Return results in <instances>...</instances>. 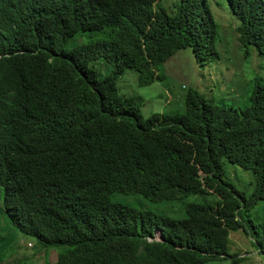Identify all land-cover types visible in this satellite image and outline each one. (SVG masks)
<instances>
[{
    "label": "trees",
    "instance_id": "16d2710c",
    "mask_svg": "<svg viewBox=\"0 0 264 264\" xmlns=\"http://www.w3.org/2000/svg\"><path fill=\"white\" fill-rule=\"evenodd\" d=\"M226 1L238 25L223 39L208 0H0L2 211L45 264H244L232 233L264 259V0ZM185 49L220 98L193 88L183 111L144 117L118 78L133 69L152 84ZM228 164L248 173L244 186ZM116 193L202 200L175 219ZM11 241L0 264H26Z\"/></svg>",
    "mask_w": 264,
    "mask_h": 264
},
{
    "label": "rangeland",
    "instance_id": "374dc122",
    "mask_svg": "<svg viewBox=\"0 0 264 264\" xmlns=\"http://www.w3.org/2000/svg\"><path fill=\"white\" fill-rule=\"evenodd\" d=\"M208 2L217 18L219 33L222 35V38L225 39L224 34H226V28H230L231 25L237 26L238 20L232 13L226 0H208ZM218 47L221 51L223 45L219 43ZM183 52H185L187 56L179 58L173 57L172 60L166 62L160 67V73L163 75V78L153 82L152 84L140 85L138 81V73L133 69L126 70L125 73L118 78L117 86L120 92L129 96H142L143 102L141 104V111L144 117L147 118L155 112H165L174 109L183 111L185 96L187 92L193 88L203 93L205 90H208V94L214 93L216 100L220 98V94L216 88L210 90L208 87L211 83L212 72L198 67L189 50H181L175 55ZM224 52L225 51H223V53ZM225 61V67L229 66L237 69L236 60L227 62L226 58ZM93 66L96 68L101 77L110 73L112 70V66L110 64L101 61L95 62ZM219 72H221L220 69ZM152 75H155V73H152ZM254 77H256L254 74L249 75V85H251V80ZM245 80L246 78L242 73L234 78L233 83L236 85V83L242 81L245 82ZM238 88H233L232 91H228L230 101L237 100L234 91L238 93L241 91L243 94V88ZM227 167L229 170L234 169L232 179L239 186H244L247 178L249 177L248 173L241 168H234L231 164H228ZM199 197L200 196H188L183 200L153 202L142 195H125L116 193L112 195V200L131 205L138 209L151 210L158 214H164L175 219H181L186 216L184 206L189 202L201 201L202 199L199 200ZM0 205H3L2 188L0 189ZM254 213L258 214L259 217L262 215V211L259 214L256 209L254 210ZM231 238L233 242L231 240L230 250L234 251V249H241V254L247 257L244 264H264V259L260 258L253 246L249 245L248 242H245L247 240L243 239L241 234L232 233ZM11 239L12 241L10 242V245L12 247L15 248L18 244H20L22 254L31 253L27 246V241L29 239L10 225L7 215L3 213L2 208L0 207V257H5L8 253H11V250H7L9 240ZM29 247L33 249L34 246ZM247 251H249V253ZM30 255H32V257L30 259H26V264H45L43 251L34 254L32 252ZM55 258L56 251L52 250L49 255V260L55 261ZM230 261L231 259L228 257L223 260L210 261L206 264H230Z\"/></svg>",
    "mask_w": 264,
    "mask_h": 264
},
{
    "label": "clouds",
    "instance_id": "9594fccd",
    "mask_svg": "<svg viewBox=\"0 0 264 264\" xmlns=\"http://www.w3.org/2000/svg\"><path fill=\"white\" fill-rule=\"evenodd\" d=\"M230 9H231V8H230ZM1 188H2V190H3V205H2V206L0 205V207L3 209V208L5 207V205H6L8 202H10L12 196H7V197H6V192H5V188H4V186L0 185V189H1ZM7 217H8L9 222H10V218H9L8 215H7ZM10 225H11V223H10ZM28 246H31V247H32V244H31V243H28Z\"/></svg>",
    "mask_w": 264,
    "mask_h": 264
},
{
    "label": "built area",
    "instance_id": "2783aa9c",
    "mask_svg": "<svg viewBox=\"0 0 264 264\" xmlns=\"http://www.w3.org/2000/svg\"><path fill=\"white\" fill-rule=\"evenodd\" d=\"M161 234H160V232L159 231H156V233H155V236H154V238H148V240L149 241H152L153 239H155V240H161Z\"/></svg>",
    "mask_w": 264,
    "mask_h": 264
}]
</instances>
